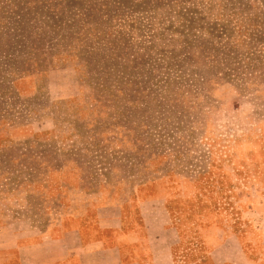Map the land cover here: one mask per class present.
I'll return each instance as SVG.
<instances>
[{
    "label": "rangeland",
    "instance_id": "rangeland-1",
    "mask_svg": "<svg viewBox=\"0 0 264 264\" xmlns=\"http://www.w3.org/2000/svg\"><path fill=\"white\" fill-rule=\"evenodd\" d=\"M138 195L170 264H264V0H0V249Z\"/></svg>",
    "mask_w": 264,
    "mask_h": 264
},
{
    "label": "crops",
    "instance_id": "crops-1",
    "mask_svg": "<svg viewBox=\"0 0 264 264\" xmlns=\"http://www.w3.org/2000/svg\"><path fill=\"white\" fill-rule=\"evenodd\" d=\"M165 199L135 197L131 202L141 222L135 224H127L130 212L122 202L87 205V220L78 224L67 221L46 233L16 236L0 249V264H170L176 233L164 220Z\"/></svg>",
    "mask_w": 264,
    "mask_h": 264
}]
</instances>
